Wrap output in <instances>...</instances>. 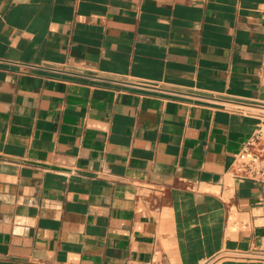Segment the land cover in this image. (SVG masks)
Masks as SVG:
<instances>
[{"label": "crops", "instance_id": "0c3cea01", "mask_svg": "<svg viewBox=\"0 0 264 264\" xmlns=\"http://www.w3.org/2000/svg\"><path fill=\"white\" fill-rule=\"evenodd\" d=\"M264 0H0V264H264Z\"/></svg>", "mask_w": 264, "mask_h": 264}, {"label": "built area", "instance_id": "2783aa9c", "mask_svg": "<svg viewBox=\"0 0 264 264\" xmlns=\"http://www.w3.org/2000/svg\"><path fill=\"white\" fill-rule=\"evenodd\" d=\"M264 122V120H263ZM235 175L264 182V126L261 125L243 145L234 160Z\"/></svg>", "mask_w": 264, "mask_h": 264}]
</instances>
